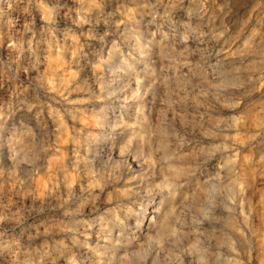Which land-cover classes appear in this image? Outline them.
<instances>
[{"label":"clouds","instance_id":"1","mask_svg":"<svg viewBox=\"0 0 264 264\" xmlns=\"http://www.w3.org/2000/svg\"><path fill=\"white\" fill-rule=\"evenodd\" d=\"M0 264H264V0H0Z\"/></svg>","mask_w":264,"mask_h":264}]
</instances>
